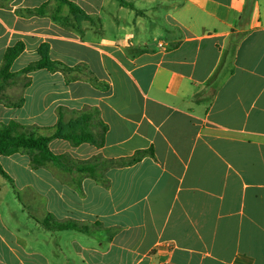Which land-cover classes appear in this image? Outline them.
I'll return each instance as SVG.
<instances>
[{
    "label": "crops",
    "instance_id": "0c3cea01",
    "mask_svg": "<svg viewBox=\"0 0 264 264\" xmlns=\"http://www.w3.org/2000/svg\"><path fill=\"white\" fill-rule=\"evenodd\" d=\"M124 2L0 0V71L24 45L1 126L50 137L87 114L103 145L54 139L53 154L153 151L98 178L0 156V264H264V0ZM43 44L66 71L23 74Z\"/></svg>",
    "mask_w": 264,
    "mask_h": 264
},
{
    "label": "trees",
    "instance_id": "16d2710c",
    "mask_svg": "<svg viewBox=\"0 0 264 264\" xmlns=\"http://www.w3.org/2000/svg\"><path fill=\"white\" fill-rule=\"evenodd\" d=\"M122 4H125L124 0H119ZM73 13L79 12L72 3L67 2ZM40 12V11H39ZM24 50L22 43H17L15 46L9 48L4 56L3 66L0 71V90L3 89L4 83L13 78L15 75L10 73V69L14 61L20 56ZM41 59L22 71L23 74L30 73L34 70L47 69L57 70L66 68L58 62H53L49 55V45L43 44L39 49ZM70 70V69H67ZM19 126L17 124H11L9 126L0 125V156L8 155L14 150L25 149L35 150L40 152L46 161L52 162L57 165H63L64 160L71 162V166L74 165L77 171L81 173L89 174L95 178H98L99 173H103L106 170L112 168H121L133 165L139 162L143 157L147 155L153 156V151H137L135 155L120 160H104L101 156L96 157L93 161L76 162L70 157L56 156L49 149V143L54 139H61L71 142L74 146H79L83 143H92L98 146L103 145V135L97 137L91 131V120L87 114H83L76 119L65 123L62 120L57 125L56 132L50 137L35 136L33 134L28 135L26 132L16 133ZM22 129L24 127H21ZM105 130V128H104ZM40 162H35L36 166H39ZM69 169V168H68ZM0 173L6 178H9L7 173L0 165ZM50 219V217H49ZM49 219L44 222V225L51 227ZM54 228L57 230H77L83 233H89L90 228L88 226L79 225L76 222H58L54 224Z\"/></svg>",
    "mask_w": 264,
    "mask_h": 264
},
{
    "label": "rangeland",
    "instance_id": "374dc122",
    "mask_svg": "<svg viewBox=\"0 0 264 264\" xmlns=\"http://www.w3.org/2000/svg\"><path fill=\"white\" fill-rule=\"evenodd\" d=\"M85 74V73H84ZM24 82V81H23ZM23 82H19V86H22ZM15 100V98H14ZM16 133H22V131H20L18 128L16 130ZM65 164V166L70 167L71 166V162H69L67 159L63 161V165Z\"/></svg>",
    "mask_w": 264,
    "mask_h": 264
}]
</instances>
